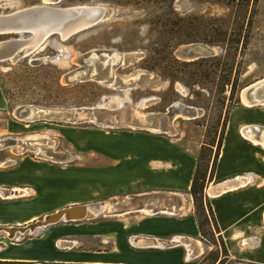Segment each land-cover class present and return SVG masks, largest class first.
I'll return each mask as SVG.
<instances>
[{
    "label": "rangeland",
    "instance_id": "rangeland-1",
    "mask_svg": "<svg viewBox=\"0 0 264 264\" xmlns=\"http://www.w3.org/2000/svg\"><path fill=\"white\" fill-rule=\"evenodd\" d=\"M42 1L0 0V14ZM81 3H100L118 17L64 39L49 35L25 56L0 61V164L5 166L0 167V196L23 193L0 197L12 201L0 203V220L10 222L33 213L40 218L76 199L102 201V210L36 228L18 239H8L0 231V257L91 255L90 250L109 246L106 236L120 228V221L135 226L136 220L122 210L138 215L147 208H166L165 189L145 196L133 191L166 188V170H150L152 159L166 158V144L138 134L149 133L178 143L193 156L194 170L197 167L203 175L202 190L195 198L188 190L186 198L194 219L202 222L198 239L204 250L197 263L216 264L213 259L222 257V249L206 190L213 182L211 170L230 110L245 108L259 126L264 120V103L249 106L242 101L243 88L264 77V0H58L56 5ZM15 36L0 35V40ZM93 49L120 56L114 78L97 75L65 81L64 74L81 67ZM184 49L193 53L184 55ZM129 77L135 80L122 82ZM22 105L91 107L92 119L84 120V113L76 121L50 115L20 118L15 109ZM263 132L264 127L254 135ZM57 165L69 166L62 171ZM137 206L143 210L134 211ZM46 228L52 229L37 240ZM71 231L80 233L63 236L76 239L71 249L59 241L54 244V234ZM24 240L28 242L14 247ZM3 245L9 246L2 253ZM24 261L56 264L40 258Z\"/></svg>",
    "mask_w": 264,
    "mask_h": 264
},
{
    "label": "crops",
    "instance_id": "crops-1",
    "mask_svg": "<svg viewBox=\"0 0 264 264\" xmlns=\"http://www.w3.org/2000/svg\"><path fill=\"white\" fill-rule=\"evenodd\" d=\"M0 97H2L1 92ZM254 119V114L245 108L235 107L230 110L213 168V182L206 190V195L209 194L208 205L217 227V234L221 237L226 250V260L223 264H264V144L252 140L242 131V128L246 127L245 124H251L250 129H254H251V132L258 136L264 127V120L259 126ZM138 134L143 138H156L166 144V158L150 161V170H166V188L149 187L133 190L136 191L135 195L145 196L152 193L153 189H165L164 210L154 211L156 209L147 208L146 213L138 215H131L130 211L122 210V214H129L126 217L131 216V219L136 220L135 226L127 227V223L120 221V228L106 236L110 240L109 246L106 249L90 250L91 255L78 253L72 256L38 257L4 253L0 258L6 260L40 258L51 262L91 264H197L202 257L204 246L198 239L199 231L191 212V202L186 198L194 170V158L167 136L165 138L149 133ZM1 165L2 163L0 167H5ZM47 165L53 164L47 163ZM103 165L106 166V163ZM57 166L63 171L69 165ZM223 183H227V187L221 188L225 186L222 185ZM215 187L218 189H214ZM90 199L70 200L60 207L54 206L57 208L52 211L74 203L91 202L88 201ZM10 202L12 201L0 200V203ZM142 210V206H137L134 211ZM36 215L33 213L10 222L0 220V225L23 224L38 218ZM51 229L46 228L37 240ZM71 232L54 234L52 240H57L65 248L71 249L76 239L68 240L63 236L80 234ZM89 234L85 233V235ZM173 237H178V240L172 242ZM26 242L28 241H21L14 247H21ZM8 246L1 247L2 253ZM187 252L189 255L186 258Z\"/></svg>",
    "mask_w": 264,
    "mask_h": 264
},
{
    "label": "water",
    "instance_id": "water-1",
    "mask_svg": "<svg viewBox=\"0 0 264 264\" xmlns=\"http://www.w3.org/2000/svg\"><path fill=\"white\" fill-rule=\"evenodd\" d=\"M57 2L58 0H43L38 4L29 5L0 14V35H17L15 37L0 40V61H14L19 57L25 56L39 46L49 35L57 34L60 38L64 39L99 21L118 17L116 14L112 13L110 8L105 7L100 3H81L70 6H59L56 5ZM24 34H27V36H23ZM201 50L200 47H197L196 49V51ZM181 52H183L184 55L193 53V51L187 49H184ZM84 57L81 67L64 74L65 81L79 79L84 76L93 77L97 75L112 80L114 78L112 69L121 59L120 56L116 57L115 52L99 49L88 51ZM100 69H103L104 71L101 73ZM121 80L122 82L131 83L135 79L129 77ZM242 95L253 104L264 103V77L245 86ZM21 107L24 109L21 110L19 114L23 115L29 107L22 105L17 108ZM92 110L91 107L85 109L84 113L86 117L89 115L92 116ZM36 113L38 114L37 116L47 117L50 115L62 119L66 118L68 121H74V119H76V112L68 111L67 109H49L42 107L37 110ZM84 119L91 118L87 117ZM115 120H117V118H115ZM251 129L254 130L253 128ZM102 203V201H91L73 207L97 206ZM66 209L67 208H64L63 212H66ZM161 210H164V208L156 209L154 211ZM43 218L42 215L40 219ZM34 222L31 224H34ZM51 223L52 222L50 221H45L43 224L37 225L41 226ZM37 225H35V227ZM5 229L4 226L0 225V231H5ZM26 230L27 229L24 231ZM70 245H72V243H70ZM33 264L42 263L35 262Z\"/></svg>",
    "mask_w": 264,
    "mask_h": 264
},
{
    "label": "bare ground",
    "instance_id": "bare-ground-1",
    "mask_svg": "<svg viewBox=\"0 0 264 264\" xmlns=\"http://www.w3.org/2000/svg\"><path fill=\"white\" fill-rule=\"evenodd\" d=\"M183 46V45H182ZM200 46V45H199ZM199 48V47H198ZM205 48V47H204ZM206 50V48H205ZM205 52V51H204ZM209 52V50H208ZM116 57H118L117 53H116ZM123 58V57H122ZM119 65V64H118ZM116 67V66H115ZM113 71V69H112ZM114 74V73H113ZM90 78V77H89ZM117 79V78H116ZM74 80V79H73ZM242 101L244 104L246 105H252L253 103H251V101H249L246 97H244V95H242ZM28 106L29 108L27 109L26 113L23 114V115H20L19 112L21 110H23L24 108L21 107V108H17L15 109V115L17 117H24V118H34L36 117L38 114L36 113L37 110H39L40 108H42L41 106H32V105H26ZM45 108H48V107H45ZM188 108V107H187ZM49 109H59V108H49ZM63 109V108H62ZM85 109H87L86 107H83V108H73V109H67L68 111H74L76 112V119H74V121H76L78 118H79V114L80 113H84ZM19 114V115H18ZM85 114V113H84ZM185 116V115H184ZM87 117H91L92 119V116H87ZM86 115L84 116V118H87ZM83 118V119H84ZM168 118V117H167ZM172 118V117H171ZM66 119V118H65ZM68 120V119H66ZM84 120H89V119H84ZM114 120V119H113ZM171 120V119H170ZM171 122V121H170ZM109 123V122H107ZM117 122H115L116 124ZM251 124H246L244 126H249ZM253 126H256L255 124ZM244 128V127H243ZM242 128V129H243ZM247 136H249L250 138H252V140L254 141H259V142H262L264 144V139H263V135H264V132L260 135V137H255L252 132H251V129L248 128L245 130V128L242 130ZM262 136V137H261ZM5 142V141H4ZM21 145V144H20ZM19 146V145H17ZM20 147V146H19ZM41 147V146H40ZM16 149V148H15ZM222 185H225L224 187H221V188H225L227 187V183H223ZM221 185V186H222ZM218 187V186H217ZM217 187H215L214 189H218ZM220 188V187H219ZM220 188V189H221ZM29 193V192H28ZM213 194V193H212ZM19 195H23V193L21 191H19L18 193L15 191V192H8V193H1V198H11V197H14V196H19ZM83 203H79V204H71V205H66V206H63L61 208H58L54 211H51L49 213H45L43 214V219H40V218H36V219H33L31 221H28L26 223H23V224H13L12 226L11 225H5L4 227L6 228L5 231H1L4 233V235L8 238V239H13L15 237V239H18L19 237H17V235H23L24 233H32L35 231L36 228H42V227H46L48 225H51V224H56V223H59V222H62V221H76V220H80V219H83V218H86L88 216V214L90 213H98L100 210H102V204H98L97 206L96 205H93V206H81V207H76L74 208L73 206H78V205H81ZM69 207V208H68ZM72 207V208H71ZM64 208H67L66 209V212H63V209ZM99 214V213H98ZM35 221V222H34ZM45 221H50L52 222L51 224H48V225H37V224H43ZM34 224H31L33 223ZM19 225V226H18ZM35 225H37L35 227ZM25 229H27L26 231H24ZM178 240V239H177ZM176 240V241H177ZM175 241V242H176ZM71 243V242H69ZM188 253V252H187ZM189 255V253H188Z\"/></svg>",
    "mask_w": 264,
    "mask_h": 264
},
{
    "label": "trees",
    "instance_id": "trees-1",
    "mask_svg": "<svg viewBox=\"0 0 264 264\" xmlns=\"http://www.w3.org/2000/svg\"><path fill=\"white\" fill-rule=\"evenodd\" d=\"M219 143L221 144V139H220ZM220 144H219V147H220ZM217 154H216V157H217ZM216 157H215V160H214V163H213V166H212V170H211L212 172L211 173H213V168H214V164H215V161H216ZM211 176H212V174H211ZM202 178H203V175L200 176L198 174V169L196 167L195 170H194L191 182H190V186H189V193H190V195L193 198H195V193H197L198 191L202 190L201 189L202 188V183H201ZM208 208H209V205H208ZM209 211H210V208H209ZM210 215H211L212 225H213L214 229L216 230V232H218L211 211H210ZM195 220H196V225L198 227V231H199L200 234H202V222L198 219V217L195 218ZM218 237H219V242H220V246H221V249H222V254H221L222 257L217 259L218 257L216 256L213 259V261H215L217 259V261H215L216 264H223L224 261H225L223 259H226V250H225V247L223 245L221 237L219 235H218ZM54 263H56V264H91V263H65V262H54ZM0 264H30V262L29 261H24V260H16V259L15 260L1 259L0 260Z\"/></svg>",
    "mask_w": 264,
    "mask_h": 264
},
{
    "label": "built area",
    "instance_id": "built-area-1",
    "mask_svg": "<svg viewBox=\"0 0 264 264\" xmlns=\"http://www.w3.org/2000/svg\"><path fill=\"white\" fill-rule=\"evenodd\" d=\"M14 238H15V237H14ZM177 239H178V237H173V240H174V241H172V242H175ZM170 240H172V238H171ZM54 244H55L56 246L58 245V244H57V240H55ZM185 257H186V258L188 257V253H185Z\"/></svg>",
    "mask_w": 264,
    "mask_h": 264
}]
</instances>
